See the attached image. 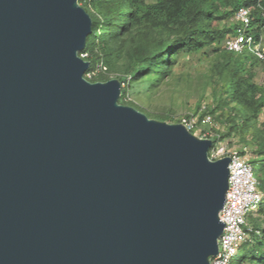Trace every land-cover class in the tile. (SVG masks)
Masks as SVG:
<instances>
[{
  "label": "water",
  "instance_id": "1",
  "mask_svg": "<svg viewBox=\"0 0 264 264\" xmlns=\"http://www.w3.org/2000/svg\"><path fill=\"white\" fill-rule=\"evenodd\" d=\"M79 0H0V264H210L230 158L85 78Z\"/></svg>",
  "mask_w": 264,
  "mask_h": 264
},
{
  "label": "rangeland",
  "instance_id": "2",
  "mask_svg": "<svg viewBox=\"0 0 264 264\" xmlns=\"http://www.w3.org/2000/svg\"><path fill=\"white\" fill-rule=\"evenodd\" d=\"M213 1L219 4V15L234 8V0H227V7L222 6V0ZM124 3V0H99L96 7L85 8L99 35L97 42H103L93 48L97 66L90 82L125 81V93L119 104L168 124L192 119L201 129L247 153L255 166L260 191L264 192V108L257 118L251 116L252 102L264 98V59L250 52L232 54L226 49L225 40L200 52L183 50L174 56L169 54L163 63L144 65L145 59L163 52L186 31L176 32L180 25L160 29L143 18L132 23L130 15H119L122 11L130 13L122 10ZM213 26L233 29L236 34L238 23L232 17L214 22ZM141 67L145 70L133 78ZM249 82L258 87L256 94L245 92L244 85ZM235 84H242L239 93L246 103L239 104L233 98ZM205 115L212 117L211 124L203 123ZM250 224L264 225V212L253 214ZM257 252L254 244L240 264H263L254 257ZM236 260L237 256L232 263Z\"/></svg>",
  "mask_w": 264,
  "mask_h": 264
},
{
  "label": "trees",
  "instance_id": "3",
  "mask_svg": "<svg viewBox=\"0 0 264 264\" xmlns=\"http://www.w3.org/2000/svg\"><path fill=\"white\" fill-rule=\"evenodd\" d=\"M99 0H79V3L85 9L86 7H96ZM122 10H130V13L122 11L119 15H130L132 23L134 20L138 21L143 18L148 23H151L155 27L160 29L170 28L171 26L180 25V30L186 31L183 37H178L173 43H171L163 52L158 55L145 59L142 64L152 65V63L162 62L166 60L167 56H172L180 53L183 50L200 52L208 46H212L222 41H227L233 38L236 34L233 29L220 28L213 26L214 22H220L234 18L235 13L239 8L245 7L251 9L252 18V35L257 41L261 40V33L264 29V0H234V8L232 11L226 12L223 15H219V4L212 0H151V2H145L144 0H124ZM221 3V2H220ZM222 6L227 7L228 1L222 0ZM238 28V26H237ZM234 33V34H233ZM178 36V33H176ZM232 37H231V36ZM99 35L94 28L93 33L88 38L87 48L85 52L88 54L86 60L91 62L90 73H94L97 66V57L92 53L93 48L99 46L97 42ZM232 53V52H230ZM236 54V53H232ZM243 54V53H241ZM145 70V67H141L134 75L133 78H137V74H141V71ZM90 81V79H88ZM122 85L125 81H121ZM245 92L249 94H256L258 87L254 83H247L244 85ZM243 89L242 84L234 85V99L239 104L246 103L245 99L240 96V91ZM125 90L122 88V96H124ZM264 108V98H259L251 104V116L257 118L259 112ZM252 162V161H251ZM253 164V162H252ZM255 167V166H254ZM264 198V192H262ZM256 212H264V199ZM255 212V213H256ZM252 213L249 216V222ZM254 231L251 234L250 241L242 248L236 262L234 264H240L245 256L249 255L250 248L256 244L257 254L254 257L264 264V225L253 226ZM259 232V234L257 233ZM233 264V263H232Z\"/></svg>",
  "mask_w": 264,
  "mask_h": 264
},
{
  "label": "built area",
  "instance_id": "4",
  "mask_svg": "<svg viewBox=\"0 0 264 264\" xmlns=\"http://www.w3.org/2000/svg\"><path fill=\"white\" fill-rule=\"evenodd\" d=\"M234 20L238 23V28L236 35L226 41V49L236 54L250 52L263 60L262 41H257L251 33L253 29L251 9L239 8ZM79 56L84 60L88 58L85 51ZM91 74L93 73H86L85 78L88 80ZM212 120L210 115H205L203 123L211 124ZM180 124L199 139L213 141L208 152L211 161L230 158L229 189L225 205L219 215L225 228L218 241V254L210 258V264H232V260L236 256L238 258L242 248L250 241L254 228L249 222V216L258 211L264 199L255 174V167L247 153L232 148L227 141L214 133L201 129L192 119L183 118ZM257 233L259 234L258 231Z\"/></svg>",
  "mask_w": 264,
  "mask_h": 264
},
{
  "label": "crops",
  "instance_id": "5",
  "mask_svg": "<svg viewBox=\"0 0 264 264\" xmlns=\"http://www.w3.org/2000/svg\"><path fill=\"white\" fill-rule=\"evenodd\" d=\"M261 41H262V46L264 47V29L262 30L261 33Z\"/></svg>",
  "mask_w": 264,
  "mask_h": 264
}]
</instances>
